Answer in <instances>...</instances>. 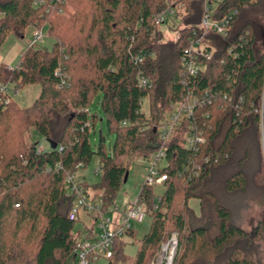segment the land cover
I'll list each match as a JSON object with an SVG mask.
<instances>
[{
	"label": "trees",
	"instance_id": "obj_1",
	"mask_svg": "<svg viewBox=\"0 0 264 264\" xmlns=\"http://www.w3.org/2000/svg\"><path fill=\"white\" fill-rule=\"evenodd\" d=\"M175 1L184 2L187 11L174 41H166L153 17ZM34 2L0 0V49L8 34L23 38L40 24L49 25L53 40L47 51L25 48L12 68L0 64V85L41 86L30 107L15 101L0 106V264L74 262L76 223L68 219L73 197L67 177L97 157L100 182L94 189L109 211L134 161L154 152L153 130L170 106L188 92L202 100L205 91L211 104L194 105L192 116L182 119L168 140L162 194L144 184L138 192L151 226L132 264H150L173 234L178 235L173 264H264V221L251 237L232 223L226 205L229 196L246 191L251 178L264 193V26L258 20L264 0H224L216 6L215 20L238 14L227 38L211 36L218 51L187 88L180 58L206 0H74L70 19L58 13L59 3ZM231 45H237L235 55L228 53ZM141 51L153 56L137 62ZM139 74L151 80V88L139 87ZM98 94L115 140L107 149L100 132L93 150L89 136L99 115L88 108ZM145 101L149 115L142 111ZM30 130L58 147L42 151L28 145ZM192 132L204 143L187 145ZM192 199L198 200L199 213L189 206ZM134 234V228L127 232ZM254 243L263 247L253 254ZM113 252L120 255L117 240Z\"/></svg>",
	"mask_w": 264,
	"mask_h": 264
},
{
	"label": "built area",
	"instance_id": "obj_2",
	"mask_svg": "<svg viewBox=\"0 0 264 264\" xmlns=\"http://www.w3.org/2000/svg\"><path fill=\"white\" fill-rule=\"evenodd\" d=\"M47 0H35V6L46 7ZM72 0H50V4L59 3L58 13L63 15ZM224 0H206L205 10L201 19V23L197 29H194L190 37L189 46L184 49L180 58V65L183 67V80L182 85L188 87L191 79H194L199 74L204 73L207 69V61H210L217 53L213 44L214 39L211 36H220L227 38L229 36V27L238 11L234 10L229 15L214 19L216 6ZM187 11L186 5L182 1L172 2L171 6H168L166 10L159 15L153 17V23L156 26L164 25L167 21L172 20L178 16V12L185 14ZM42 38V32H36L32 41H38ZM237 45H231L228 49L229 54H236ZM150 52L141 51L136 55L137 62H143L147 54ZM153 56V53H150ZM12 68V67H9ZM139 87L142 89H148L152 87V82L144 75H138ZM210 93L205 91V95L202 100H199L192 92L188 94L177 103L172 104L173 108L172 116L169 121H165L162 126L156 127L153 130L156 140L153 142L152 147L154 152L151 157L143 159L146 165H148L147 175L145 177L144 185L147 187H163L164 182L167 180V175L163 173V169L166 165V147L168 140L171 138V132L178 127V124L182 123V119H188L194 112V105L196 104H211ZM10 87L8 84L0 85V106H7L11 102ZM143 111V110H142ZM194 128V127H193ZM194 143L203 144L204 139L200 134L195 132L189 135L187 139V145L193 146ZM83 164L80 163L76 166L77 172L73 175H69L65 181L66 189L68 193L73 197V205L68 213V219L71 222L76 223V228L73 230L72 235L74 239V264H92L99 259L110 261L114 257L113 247L115 241L119 238L126 236L127 232L132 230L135 225L143 223L147 218L148 208L146 203L141 202L139 196L130 205L125 207V211L120 213L119 209L114 205L109 211H105L102 200H93L88 196V190L85 184L73 182L74 176L83 168ZM199 169V168H198ZM97 173V171H96ZM197 171L191 173L196 174ZM85 210L91 218V226L88 227L84 223L80 222V210ZM113 209V210H112ZM114 213L109 218L108 213ZM95 216V217H94ZM177 237L173 234L172 238L168 241L166 246L162 247V254L151 264H173V258L176 252Z\"/></svg>",
	"mask_w": 264,
	"mask_h": 264
},
{
	"label": "rangeland",
	"instance_id": "obj_3",
	"mask_svg": "<svg viewBox=\"0 0 264 264\" xmlns=\"http://www.w3.org/2000/svg\"><path fill=\"white\" fill-rule=\"evenodd\" d=\"M73 2L74 0L69 2L65 12H63L64 13L62 15L63 18L70 19L74 17L76 10H75V6L73 5ZM178 13H179L178 16L174 17L172 20L167 21L166 24L160 25L163 30V35L166 41H174L178 30L183 28V25L180 22V18L185 14H183L182 12H178ZM258 20H259V24H261L260 26H264V17L262 18L260 17L258 18ZM48 27L49 25L47 23L40 24L39 26L29 27L25 31L23 38L16 36L14 33L8 34L4 42V46L0 49V57L5 56V54L11 49V47L15 43H21L23 46H26V48L34 46L44 51L50 50L53 45V40L50 38L48 34V30H49ZM37 31L42 32V38L38 41L33 42L32 44L34 34ZM6 84H8V86L10 87L9 99L11 101H15L19 107H30L31 105H33L36 98L39 96L41 92V86L36 83L35 85H28L23 88L21 87L17 88L12 83H6ZM101 99L102 96H100L99 94L96 95L92 100L91 105L88 108V111L90 112L91 115L93 113H97L99 115V120L95 124L96 127L94 128V130L90 132V136H89L93 150L96 149L97 140H98L97 137L100 132L103 134L104 138L106 139L107 149L108 147L112 146L115 140L114 136L109 133L108 126L105 122L104 116L100 111ZM142 109L146 113V115H149L148 101H145L143 103ZM172 112H173V108H171V111H168L166 113L164 120L161 121V124L155 126V128L162 126L163 123H165V121H169L170 116H172L171 115ZM181 125L182 123L178 124V127L175 128L173 132H171V134L174 133L175 130H177L178 128H181ZM150 129L151 126L148 128L147 127L143 128L142 130L143 132H147ZM25 137L28 145L30 146L35 145L38 147L39 150L42 151L50 150L49 143L45 141V139L42 138L34 130H30L26 132ZM262 146H263V158H264V138L262 140ZM143 159L144 158L139 157L134 161V164L131 165V168L128 171L129 172L127 178L128 181L124 184L121 191H119L116 194L117 196L114 200L115 203L114 205L119 209L120 213H123L125 211V207L130 206L137 199L139 195L138 192L141 186L145 183L144 179L147 175L148 165H146L145 162H143ZM99 168L100 167L98 165L97 157H94L91 164L87 168L81 169L73 178V182L78 184L83 183L86 186H88V194H89L88 196H90L91 199L93 200L96 199L99 200L101 195L100 190L94 189L95 184L100 182V175L99 173L98 174L96 173V171H98ZM249 181H250L249 186L246 189V191L243 193H237V195L229 196V198L226 201V205H228V207L231 210L232 223L236 225L238 228L240 227L245 232H247L251 237H253V235L255 234L254 231L257 228V226L264 221V193L260 189H258L257 186H255V183L253 182L252 178ZM155 193H157V195H161L162 188L156 187ZM189 206H191L196 213H199L200 206L198 200L192 199L189 202ZM113 215L114 213L111 212L107 214V217L111 218ZM80 222L84 223V225H87L88 227L92 225L90 216L83 209L80 210ZM150 226H151V222L149 221L148 218H146L143 221V223L139 225H135L134 236H129L126 234V236L117 239V242L120 244L119 256L117 257L114 256L110 261L99 259L98 261L93 262L92 264H132L136 259V254L138 252L137 250L140 247L141 241L144 235L149 231ZM167 243L163 244L162 247H164V245L166 246ZM162 247L160 249L161 251L156 256L157 258L162 254ZM262 247L263 246H261V244L258 245V243L257 244L254 243V245H251V247L249 248V252L253 254L255 252H260L262 250ZM71 264H74V262L72 261Z\"/></svg>",
	"mask_w": 264,
	"mask_h": 264
},
{
	"label": "crops",
	"instance_id": "obj_4",
	"mask_svg": "<svg viewBox=\"0 0 264 264\" xmlns=\"http://www.w3.org/2000/svg\"><path fill=\"white\" fill-rule=\"evenodd\" d=\"M25 48L26 46H23L21 43H15L5 56L0 57V64H6L7 66L14 67L19 60L20 53Z\"/></svg>",
	"mask_w": 264,
	"mask_h": 264
},
{
	"label": "water",
	"instance_id": "obj_5",
	"mask_svg": "<svg viewBox=\"0 0 264 264\" xmlns=\"http://www.w3.org/2000/svg\"><path fill=\"white\" fill-rule=\"evenodd\" d=\"M48 143H49V145H50V148H52V149H56V148L58 147V143H57V142L49 141ZM128 175H129V172H127V173L125 174V177H124L125 183L128 181V180H127ZM175 235H176V234H175ZM176 237L178 238V235H176Z\"/></svg>",
	"mask_w": 264,
	"mask_h": 264
}]
</instances>
